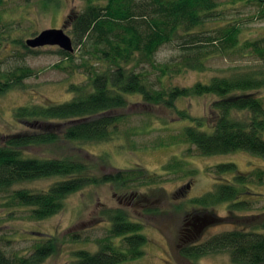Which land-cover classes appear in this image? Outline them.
Instances as JSON below:
<instances>
[{
    "label": "trees",
    "instance_id": "obj_1",
    "mask_svg": "<svg viewBox=\"0 0 264 264\" xmlns=\"http://www.w3.org/2000/svg\"><path fill=\"white\" fill-rule=\"evenodd\" d=\"M258 5L257 18L264 17V0H251ZM82 10L69 16L71 33L76 44L89 47L98 59L99 67L90 71L83 85L70 83L75 92L70 99L55 102L46 99L40 104H26L14 108V117L31 130L0 134V194L17 205L30 207L36 219L46 218L63 207L66 196L91 184L105 182L129 185L139 174L133 169L102 172L106 163L98 155L82 154L41 157L31 150L38 145L55 142L103 141L116 131L119 113L128 104L126 94H139L144 102L175 108L176 100L191 96L214 95L208 118L193 116L187 108H178L179 117H189L192 124L184 127V138L196 146L202 155L222 154L236 150L264 157V100L258 91L264 88V69L255 72L233 71L213 75L208 81L197 80L190 85L154 88L147 79L144 66L157 71L161 77L177 70H203V62L214 55L227 56L238 47L239 28L226 22L206 27L220 16L215 0H86ZM66 26L64 27L65 30ZM179 40L182 46L177 62L156 63L154 55L161 46ZM264 37L244 41V47L264 60ZM23 48L32 50L25 45ZM69 61L71 52L58 49ZM87 64V63H82ZM58 66V64H56ZM35 74L28 65H16L0 70V94L18 87ZM79 147V146H77ZM81 149V147H79ZM107 165V164H106ZM172 164L167 165L171 169ZM210 168V167H209ZM215 180L208 192L191 202L203 208L225 202L231 228L216 232L199 243L186 244L182 256L197 259L208 253L227 252L236 264H264V210L237 214V210H251L255 192L248 185L249 176L236 171L234 162L213 165ZM233 172V178L223 173ZM261 180L264 170L257 171ZM60 177L47 189L33 191L12 187L42 178ZM152 180V178L150 179ZM139 184H142L139 182ZM158 213L157 208H149ZM110 223L109 234L100 239L95 251L79 249L74 252L75 264H119L143 254L147 242L141 233L142 223L129 217L123 209L103 210ZM114 238H120L116 245ZM45 239V238H44ZM45 242L26 256L8 254L0 245V264H39L55 250L56 240ZM72 239H78L74 234Z\"/></svg>",
    "mask_w": 264,
    "mask_h": 264
},
{
    "label": "rangeland",
    "instance_id": "obj_2",
    "mask_svg": "<svg viewBox=\"0 0 264 264\" xmlns=\"http://www.w3.org/2000/svg\"><path fill=\"white\" fill-rule=\"evenodd\" d=\"M215 1L220 16L208 22L206 27L226 22L235 24L239 28L238 47L227 56L217 54L207 58L201 71L188 68L178 71L175 66L173 71L161 77V84L156 80L157 71L145 65L147 79L156 83L154 88L170 84L190 85L197 80L208 81L213 75L233 71L264 69V60L244 47V41L264 37V17L257 18L258 5L251 0ZM86 3V0H0V70L25 64L35 71L34 75L23 80V88L14 87L0 94V134L31 130L14 117L15 107L40 104L46 99L55 102L68 100L75 94L70 91L69 84L83 85L89 80L90 71H97L99 63L95 54L81 42H74L71 23H66L69 16L82 10ZM65 24V32L73 44L71 61L59 54L56 45L32 48L25 44L27 38L34 37L41 30L61 28ZM24 45L32 50L27 52ZM186 45L174 40L161 46L154 55L155 62H177L182 46ZM258 93L264 100V88ZM126 96L128 104L119 110L123 116L108 140L58 141L31 150L41 157L85 155L86 150L107 164L102 165V172L121 168L141 170L138 182L87 185L68 194L63 207L43 219L32 217L30 207L14 204L6 194H0L1 247L8 254L26 256L52 236L56 240L55 250L39 264H75V251H95L100 239L109 234L110 223L103 210L120 208L133 220L142 223L140 232L146 236L147 242L142 247V255L119 264H236L223 251L197 259L180 254L186 244L202 242L233 224L219 220L227 212L225 202L203 208L194 205L191 199L208 192L215 180L222 179L210 169L213 165L234 162L236 171L249 176L250 188L262 194L255 197L253 209L237 210L236 213L263 211L264 174L259 180L256 173L264 170V157L244 150L202 155L195 145L185 140L184 127L193 121L189 117H179L176 107L187 108L193 116L208 118L210 104L216 99L214 95L180 98L176 100L175 108L144 102L136 93ZM169 163L172 164L170 170L167 169ZM222 177L232 179L233 172L223 173ZM59 178L42 177L16 184L12 189L45 190ZM149 208H157L158 213ZM190 223L196 224V228ZM74 234L78 239H72ZM113 240L116 245L121 242L120 238Z\"/></svg>",
    "mask_w": 264,
    "mask_h": 264
},
{
    "label": "water",
    "instance_id": "obj_3",
    "mask_svg": "<svg viewBox=\"0 0 264 264\" xmlns=\"http://www.w3.org/2000/svg\"><path fill=\"white\" fill-rule=\"evenodd\" d=\"M64 27L65 25L61 28L50 27L43 29L34 37L27 38L25 44L32 48L56 45L65 51L72 52V38L65 32Z\"/></svg>",
    "mask_w": 264,
    "mask_h": 264
},
{
    "label": "flooded vegetation",
    "instance_id": "obj_4",
    "mask_svg": "<svg viewBox=\"0 0 264 264\" xmlns=\"http://www.w3.org/2000/svg\"><path fill=\"white\" fill-rule=\"evenodd\" d=\"M67 24H65V26H66ZM192 226L194 225V227L196 226V224H194V223H190ZM196 228V227H195Z\"/></svg>",
    "mask_w": 264,
    "mask_h": 264
}]
</instances>
